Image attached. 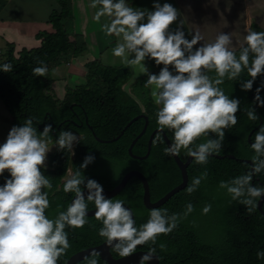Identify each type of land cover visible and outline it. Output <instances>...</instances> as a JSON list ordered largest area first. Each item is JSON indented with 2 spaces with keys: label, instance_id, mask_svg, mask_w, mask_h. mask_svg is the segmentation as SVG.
I'll list each match as a JSON object with an SVG mask.
<instances>
[{
  "label": "trees",
  "instance_id": "trees-1",
  "mask_svg": "<svg viewBox=\"0 0 264 264\" xmlns=\"http://www.w3.org/2000/svg\"><path fill=\"white\" fill-rule=\"evenodd\" d=\"M56 2L59 7L49 14L47 20L53 32L37 33L39 46L22 48L17 54L14 45L8 44L4 59L0 61V65L9 62L13 65L12 72L0 71V102L10 114L13 126H22L25 119L31 117L33 127L39 133L45 125L50 124L53 131L49 138L53 144L60 130L72 131L81 136L80 142L74 144L73 153L67 149L59 150L56 146L48 154L46 166L41 169L53 185L52 189H46L50 201L46 215L52 219L59 211L66 210L75 194L65 193L63 183L69 178L70 171L74 173L78 170L87 155H93L95 160L81 170L86 178L85 183L87 179H93L103 188L113 189L127 172L136 170L146 177L151 200L157 201L181 181L173 159L164 152L166 146L161 142V135L154 136L150 154L145 160H137L128 154L129 146L144 127V119L132 123L115 142L100 143L93 136L95 134L102 140H111L119 136L134 117L146 115L147 131L135 143L132 153L136 156L147 153L150 135L158 129L156 112L159 108L151 96V86L144 87L148 77L140 76L137 81L130 83L132 72L129 67L104 65L98 59H92L85 63V83L65 89L64 95L58 98L51 88L50 70L85 54L88 48L83 37L75 32L72 0ZM249 29L263 31L255 24ZM240 49L235 50L237 56ZM41 61L48 68L45 77L36 76L32 71L40 66ZM151 62L159 70L163 67L156 65L153 59ZM169 70L175 74L171 66ZM209 75L214 77L215 73L211 72ZM248 79L251 77L245 70L238 80L225 79L220 85L226 95L240 101V110L236 113L237 125L225 130L223 146L217 155H233L239 160L209 157L208 163L201 165L193 158L187 169L186 188L193 178L200 176L205 170L207 179L191 195L187 194L185 188L159 209H167L169 215L183 214L185 206L191 202L195 210L182 218L178 227L170 234L158 236L155 244L149 241L137 246L135 252L155 248L159 264H264V260L258 259L256 255L257 251L264 250V216L258 210L250 214L245 205L232 200L225 189L219 188L221 181H228L250 170V165L241 160H251L254 152L250 145L254 142L259 127L264 126V107L254 102L256 89L264 84V75L255 79L252 90L244 91L241 84ZM128 83L130 87L126 91L124 86ZM260 96L264 99V88H261ZM250 107L255 109L258 120H248L246 111ZM164 131L172 142V131ZM208 138L217 137L209 133V137L202 136L196 143H203ZM182 151L180 156L187 158V150H184V156ZM162 168L164 180L161 179ZM7 178L10 176L5 171L0 176V186ZM253 179V186H264V172ZM81 187L84 189L83 185ZM142 196V184L138 178L133 177L114 198L123 200L131 208L137 227L147 222L151 210L143 205ZM205 204L212 205L211 211L206 215L202 214ZM91 207L89 202L88 208ZM262 208L264 210V204ZM86 219L88 222L83 228L65 229L71 247L60 257L58 264H65L78 251L106 241V238L99 235V229L103 227L102 221L95 216ZM161 244L165 245L164 249L160 248ZM111 254L115 258L120 257L113 249ZM89 258L91 257L77 264H88ZM95 258L98 264L105 263L99 256Z\"/></svg>",
  "mask_w": 264,
  "mask_h": 264
},
{
  "label": "clouds",
  "instance_id": "clouds-1",
  "mask_svg": "<svg viewBox=\"0 0 264 264\" xmlns=\"http://www.w3.org/2000/svg\"><path fill=\"white\" fill-rule=\"evenodd\" d=\"M90 7L96 9L93 19L99 23L102 17L107 21L101 25L105 35L117 37L112 55L128 66H141V72L148 75L144 87L152 86L151 96L159 106L156 112L158 132L172 131L171 145L164 149L166 155L179 156L182 149L194 158L197 164H207L209 157L218 154L223 146L225 130L238 123L236 113L240 101L230 98L220 87L225 81L238 80L247 70L251 79L241 84V89L250 91L259 75H264V31L248 30L244 36L246 46L239 55L233 49L231 34L221 32L212 43H203V36L195 31L191 40L185 37L180 21L175 31L170 26L181 15L169 3L154 2V10L136 8L128 0H91ZM146 21V22H145ZM146 58L156 65H163L159 74H149L145 67ZM171 66L175 70H169ZM0 71L12 72L13 65L4 63ZM33 74L45 77L47 65L42 61L33 68ZM214 72L215 76L209 73ZM261 88L256 89L254 102L264 107ZM248 120L259 119L255 109L246 111ZM52 125H45L42 132L33 127V118L28 117L22 126H13L6 141L0 145V176L5 171L10 178L0 186V264H58L62 255L71 247L66 228H83L88 222V203L95 206V218L102 221L99 235L120 257L132 255L137 246L151 241L156 243L160 235H168L182 218H186L195 208L189 202L183 214H168L167 209L150 210L146 223L136 226L133 212L120 199H107L103 187L93 179H87L82 169L94 162L93 155H87L78 170L69 172L63 183L65 193H74V199L66 210L59 211L50 219L46 210L50 207L49 194L51 180L41 171L46 166L51 148L49 138ZM213 133L217 138L206 139L197 144L202 136ZM80 137L72 131L60 130L53 145L59 150L73 153L74 143ZM52 145V146H53ZM254 152L250 170L228 181H221L219 188L225 189L232 200L246 206L251 214L258 208V200L264 196V186H253L254 176L264 172V126L255 133L250 145ZM207 179L205 170L192 179L185 189L191 195L201 182ZM84 186L88 190L85 198ZM212 205L205 204L202 214L211 211ZM161 249L165 245H160ZM155 248L143 254L139 264H148L154 258ZM93 250L88 264H98ZM257 258L264 260V250L257 251Z\"/></svg>",
  "mask_w": 264,
  "mask_h": 264
},
{
  "label": "crops",
  "instance_id": "crops-1",
  "mask_svg": "<svg viewBox=\"0 0 264 264\" xmlns=\"http://www.w3.org/2000/svg\"><path fill=\"white\" fill-rule=\"evenodd\" d=\"M128 2L136 8L154 10L153 4L157 0H128ZM158 2L161 5L169 3L181 13L178 20L170 26V31H175L182 20V30L187 39L191 40L192 35L189 33L194 34L195 31H198L203 36V41L194 47H199L203 43L214 42L216 36L223 32L231 34L233 39L232 47L234 50H238L246 45L244 36L251 25L255 24L264 31V0H158ZM90 4L91 0H72L75 32L83 37L88 48L87 53L92 59H97L96 57H98L103 64L102 60L108 58L107 52L115 47L117 37L105 35L101 25L107 21V18L102 17L101 21L97 23L93 19L96 9L91 8ZM14 5L23 7L18 8L28 13L22 14L23 12L19 11L15 16L8 17L6 12L9 7ZM58 7L56 0H0V56L3 55L0 57V61L4 59L8 44L14 45L16 54L22 48L31 49L38 47L40 41L36 39V34L42 31L53 32L47 20L49 14L53 10L58 9ZM12 8L15 11L17 9V7ZM76 59L72 58L65 64L70 67V70H68L70 74L76 67L72 63ZM146 60L151 67L156 68L150 58H146ZM53 69L55 67L51 70ZM159 71V69L148 70V73L156 74ZM140 74L143 73L140 72ZM57 84L58 81L54 83L55 87H57ZM51 85L53 84L51 83ZM0 121L7 122L8 125L13 126L10 114L4 112L1 108ZM5 141L6 139L1 140L0 138V145Z\"/></svg>",
  "mask_w": 264,
  "mask_h": 264
},
{
  "label": "water",
  "instance_id": "water-1",
  "mask_svg": "<svg viewBox=\"0 0 264 264\" xmlns=\"http://www.w3.org/2000/svg\"><path fill=\"white\" fill-rule=\"evenodd\" d=\"M139 119H144L145 120V124L144 127L142 129V131L136 136V138L132 141L131 145L128 148V154L137 159V160H145L148 158L150 151H151V147H152V142L154 139V136L156 134H161L165 140V143L168 146L171 145L170 140L168 139L165 131L158 132V129L154 130L151 135L150 138L148 140V151L144 156H136L132 153V148L134 147L135 143L146 133L147 131V127H148V117L146 115H138L136 117H134L124 128V130L121 132V134L119 136H117L116 138H113L111 140H102L100 138H98L95 134H93V136L95 137V139L100 142V143H112L117 141L121 135L124 133V131L134 122L138 121ZM90 129H92V127H89ZM250 136L249 135V142H250ZM173 159L175 160L177 166L179 167L180 171H181V177H182V181L179 185H177L176 187H174L173 189H171L169 192H167L164 196H162L160 199H158L157 201L153 202L151 200V194H150V187H149V183L146 179V177L139 171L136 170H131L129 172H127L123 178L121 179V181L113 188V189H105L103 188V195L105 196V198L107 199H112L114 197H116L128 184V182L130 181L131 178L136 177L140 180L141 184H142V188H143V196H142V202L143 205L147 208V209H153V208H159L162 205H164L167 201H169L170 198H172L175 194L179 193L180 191L184 190L187 186L188 183V173H187V169L190 166L191 162L193 161V158L188 156L186 161H182L181 158L179 156H172ZM210 157H214L217 159H224V158H229V159H233V160H239L237 159L235 156L233 155H228V156H220L217 154H214ZM249 165H251V160H241ZM254 182V179H253ZM253 185V183H252ZM83 193L85 198H87L88 195V190L86 188L83 189ZM73 198L71 199V202ZM70 202V203H71ZM263 204H264V196H261V198L258 200V208L257 210L259 211V213H261L264 216V210H263ZM126 208H129L127 205H124ZM131 209V208H130ZM133 212V211H132ZM95 213V209L92 210H88V216L87 217H94ZM133 218H134V213H133ZM135 220V218H134ZM111 247H109L106 243V241H104L102 244L97 245V246H93V247H89L86 248L84 250L78 251L75 254H73L67 261L65 264H77L83 260H85L86 258H88L91 254V252L93 250H95L96 252L99 253V257L101 258V260H103L105 262V264H139L140 262V258L143 254L147 253L148 251H136L134 252L132 255L128 256V257H119V258H115L112 256L111 254ZM148 264H159V257L157 254L154 255V258L148 262Z\"/></svg>",
  "mask_w": 264,
  "mask_h": 264
},
{
  "label": "rangeland",
  "instance_id": "rangeland-1",
  "mask_svg": "<svg viewBox=\"0 0 264 264\" xmlns=\"http://www.w3.org/2000/svg\"><path fill=\"white\" fill-rule=\"evenodd\" d=\"M51 2H54V1H51ZM12 7H17L16 11H15V9L13 10ZM12 7H9V9L6 12V15L8 17H11L13 15L15 16V14L19 13V11H22L23 12L22 14H24V13L27 14L28 13V12L18 8V7H21L19 5H17V6L14 5ZM21 8H23V7H21ZM38 13H41V12H38ZM86 53L83 54V55L78 56L75 61H72L73 65L76 66V67H74V70H73L72 74H70L68 72V70H70V67L68 65L66 66L65 62H63L60 66L55 67V69L50 70L51 83L53 84V85H51V88L55 92L57 97L61 98V96L65 92V89H67V88H75V87H77L79 85H83L85 83V73H86L85 63H87L88 61L92 60V57L88 53L87 54ZM106 55H108V58L107 59L104 58V60H102L103 64H106V65H116V64L125 65V66L129 67L130 70H132L133 78H132L130 83H132V81H134V82L137 81L140 76H143V75L147 76L144 73L140 74L141 66H139V65H137L135 67L128 66L127 64L123 63L120 58L113 56L112 55V49L109 50ZM2 56L3 55H1L0 57H2ZM96 58L98 59V57H96ZM144 64H145V67L148 70H157L156 68L151 67L150 64L147 63L146 59L144 61ZM71 68H72V66H71ZM58 73H60V74H58ZM156 74L158 75L159 73L157 72ZM57 81H58V84H57V87H55L54 83H56ZM130 83H128V84H126L124 86V89L126 91L129 90ZM151 90H153L152 86H151ZM0 108L4 112H7L4 109L3 104H1V103H0ZM10 127L12 128L13 126L8 125L7 122H1L0 121V138H1V140H5L6 139L7 132L10 131V129H11ZM52 145H53V143H50L49 147L51 148V150L49 151L48 154L52 153L55 150V148H56V145H53V146ZM73 147H74V145H73ZM181 154L183 156L185 155L184 150L182 151ZM47 161H48V155H47L46 164H47Z\"/></svg>",
  "mask_w": 264,
  "mask_h": 264
},
{
  "label": "flooded vegetation",
  "instance_id": "flooded-vegetation-1",
  "mask_svg": "<svg viewBox=\"0 0 264 264\" xmlns=\"http://www.w3.org/2000/svg\"><path fill=\"white\" fill-rule=\"evenodd\" d=\"M80 127H82V124L80 125ZM160 135H161V134H160ZM79 137L81 138L80 135H79ZM161 142H162L163 144H165V146L167 147V145H166V143H165V140H164V138H163L162 135H161ZM161 148H163V147L161 146ZM179 157H180L181 160L184 161V162H185L186 159H187V158H183V157L180 156V155H179ZM171 158L173 159L172 156H171ZM173 161H174V163H175V165H176V168L179 170L180 177H181V171H180L179 167L177 166V164H176V162H175L174 159H173ZM122 178H123V177H122ZM122 178H121V179H122ZM161 179L164 180V169H163V168L161 169ZM120 181H121V180H120ZM120 181H119V182H120ZM181 181H182V177H181ZM181 181H180L179 183L175 184L174 187H176L177 185H179V184L181 183ZM187 184H188V183H187ZM174 187H173V188H174ZM173 188H172V189H173ZM114 198H115V197H114ZM114 198H112V199L114 200ZM90 204L92 205V207H91V208H88V210L95 209L94 203H93V202H90ZM104 264H105V263H104Z\"/></svg>",
  "mask_w": 264,
  "mask_h": 264
}]
</instances>
